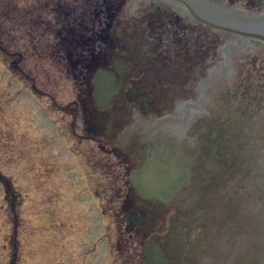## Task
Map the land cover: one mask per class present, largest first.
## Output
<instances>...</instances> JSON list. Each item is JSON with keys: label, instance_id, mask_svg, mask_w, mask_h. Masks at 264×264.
<instances>
[{"label": "rangeland", "instance_id": "obj_1", "mask_svg": "<svg viewBox=\"0 0 264 264\" xmlns=\"http://www.w3.org/2000/svg\"><path fill=\"white\" fill-rule=\"evenodd\" d=\"M110 1L119 8L123 0H71L73 10L59 16L48 13L46 4L39 3L43 0L0 1V264H110L109 252L113 262L119 258L114 264H133L125 260L123 248L127 244L132 252L138 241L129 240L120 227L117 215L121 203L112 193L114 180L108 168L99 165L102 152L88 130L90 116L85 108L88 102L84 87L77 85L73 89V74L69 71L65 75L63 65L69 44L63 37L73 40V48L80 53L75 40L80 33H87L90 39L93 26L99 29L106 24L103 22L108 21L109 12L105 2ZM124 1L112 32L130 22L127 33L131 35L136 29L131 20L133 9L146 1ZM216 1L228 6L230 0ZM233 1L232 8L236 10L264 12V5L250 6L257 0ZM70 30L77 35L68 36L66 32ZM57 31L60 35L55 37ZM227 41L248 45L231 35ZM250 42L259 48L257 52L246 46L238 52V61L243 62L236 65V74L215 77L208 101L189 118V126L203 120L201 131L207 134L229 93L264 85V49L258 42ZM54 44L60 49H55ZM197 77H189V89L196 86ZM73 101L80 109L78 117ZM154 123L153 119L149 123L140 121L133 134L138 132L143 142L165 130ZM199 141L190 139L189 147L199 146ZM73 183L80 191L88 183L94 185L97 216L89 209L90 199L85 193L80 204L73 206ZM101 213L107 216L104 221ZM177 213L176 209L170 210L167 227ZM74 236H78L80 260L70 256Z\"/></svg>", "mask_w": 264, "mask_h": 264}, {"label": "flooded vegetation", "instance_id": "obj_2", "mask_svg": "<svg viewBox=\"0 0 264 264\" xmlns=\"http://www.w3.org/2000/svg\"><path fill=\"white\" fill-rule=\"evenodd\" d=\"M145 1L133 9L131 20L136 29L131 35L127 33L130 22L125 28L119 26L118 31L112 32L114 19L125 1L119 8H115L112 1L105 2L108 21L99 29L93 26L90 39L87 33H80V38L75 40V44L79 43L80 53L73 48V40L63 37L64 43H69L65 48L68 58L63 61L77 84L84 87L82 90L88 102L85 108L90 116L88 130L103 152L99 164L108 168V174L116 182L112 193L121 203L119 224L124 227L129 240L138 241L136 247L131 244L134 252H129V245H124L126 261L148 264L151 258L144 249H152L154 244L164 254L162 259L159 257L162 264H168V261L169 264H190L192 254L202 249V240H196L202 238V231L194 228L202 211L195 212L194 209L197 206L201 209L207 194L217 186L214 178L217 173H222L226 160L219 153L221 143L217 131L203 134L201 129L205 122L199 120L189 126V118L208 101L216 76L236 74V65L243 62L238 61V52L243 47L227 41V36L238 38V35L191 17L189 0ZM190 3L204 11L208 18L219 20L220 2L190 0ZM229 3L234 5L235 1ZM66 33L73 38L76 31ZM261 47L264 49V45ZM249 48L253 53L259 49ZM99 72L110 75L111 102L106 107H101L103 103L95 94L94 81ZM194 74L198 75L197 83L189 89V77ZM152 119L153 126L163 125L165 130L142 142V136L133 133L140 121L149 123ZM193 138L200 141L199 146L191 148L189 140ZM152 161L158 167L157 173L163 172L162 165L170 164L175 173L178 169L185 171L184 180L171 197L145 196L133 183L134 172L143 170ZM171 209H176L179 215L173 217L167 227L166 216ZM75 250L74 257L80 260L78 241Z\"/></svg>", "mask_w": 264, "mask_h": 264}, {"label": "water", "instance_id": "obj_3", "mask_svg": "<svg viewBox=\"0 0 264 264\" xmlns=\"http://www.w3.org/2000/svg\"><path fill=\"white\" fill-rule=\"evenodd\" d=\"M212 132L226 161L214 178L217 186L194 209L204 215L194 228H203L196 240L205 246L190 264H264V85L229 93Z\"/></svg>", "mask_w": 264, "mask_h": 264}, {"label": "bare ground", "instance_id": "obj_4", "mask_svg": "<svg viewBox=\"0 0 264 264\" xmlns=\"http://www.w3.org/2000/svg\"><path fill=\"white\" fill-rule=\"evenodd\" d=\"M254 28H257V26H253Z\"/></svg>", "mask_w": 264, "mask_h": 264}]
</instances>
